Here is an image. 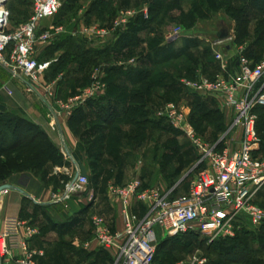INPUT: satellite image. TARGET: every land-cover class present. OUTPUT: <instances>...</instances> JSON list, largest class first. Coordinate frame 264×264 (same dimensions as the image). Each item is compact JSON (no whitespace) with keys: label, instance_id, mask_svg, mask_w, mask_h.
<instances>
[{"label":"built area","instance_id":"2783aa9c","mask_svg":"<svg viewBox=\"0 0 264 264\" xmlns=\"http://www.w3.org/2000/svg\"><path fill=\"white\" fill-rule=\"evenodd\" d=\"M3 1L0 0V14L3 13L0 16V66L9 70L14 78L25 81L27 91L33 93L55 62L41 58L36 49L39 44H50L64 31L62 26L45 24L58 14L63 0H29L32 15L14 30L7 29L9 13L6 5L9 0L6 4ZM143 14L147 19L148 9L143 10ZM136 15L134 10L120 12L113 31L127 29ZM94 30L86 32L114 36L107 30ZM182 35L181 27H176L165 35V39L167 43L177 42ZM234 41L235 36L229 33L227 38H217L212 43L218 64L214 75L182 79V84L189 91L218 97L233 110L234 118L229 130L233 142L227 140L223 149L206 145L181 103L169 102L164 106L160 114L203 151L200 171L191 181L188 193L178 198L170 197L174 189L165 191L160 186H144L140 177L124 185L111 183L108 186L110 196L122 206L123 228L112 232L104 218L95 215L92 217L94 235L86 246L94 243L112 252L113 264H154L158 231L171 236H200L210 245L221 239L236 238L243 229L244 218L255 225L264 224V209L256 203L259 192L264 188V158L257 156L261 144L257 110L264 107V60L254 63L246 54L247 44ZM231 46L235 49L234 55L227 52ZM134 62L136 60L131 59L121 64L131 66L135 65ZM106 76L103 66H97L90 85L68 98L65 104L60 102L58 110L54 109V122H59L62 111L70 114L103 95L107 89ZM61 78L59 76L53 82L43 84L44 99L51 101L56 98V85ZM64 154L73 157L68 150ZM81 192H86L92 199L89 178L79 175L67 184L62 200ZM135 202L146 205L145 213L139 215L131 211ZM38 233L35 226L19 216H7L0 228V257L18 253L16 264H41L43 252L29 244ZM208 262L197 250L174 264Z\"/></svg>","mask_w":264,"mask_h":264},{"label":"rangeland","instance_id":"374dc122","mask_svg":"<svg viewBox=\"0 0 264 264\" xmlns=\"http://www.w3.org/2000/svg\"><path fill=\"white\" fill-rule=\"evenodd\" d=\"M101 1L105 9L99 12L96 7L100 5ZM174 1L175 0H63V5L58 14L47 20L45 24L62 26L64 31L57 35L50 44H39L36 50L37 54L38 49L40 54H44L43 59L55 60V62L56 60L58 61L65 52H68L66 50L72 49L73 51H71V55L64 58L61 63L57 64V62H54L55 65H53L51 70L46 72L45 76L42 78V83L37 84V91L35 90L34 92L40 91V93L43 94V84L45 85L53 82L59 76H62L70 82V86L68 87V91L66 90V93H69V90H71L72 94H78L90 85L91 77L97 66H103L105 74L107 75L109 68L119 66L121 63H126L131 59L136 60V62H134L135 65L127 66L121 64L120 67H122L123 70L132 67L136 70L135 72L139 70H152L153 80H157L163 73L167 75L166 79L162 80L160 85H155L152 88V101L146 106L147 111L152 109L155 110L154 114H149L153 124L146 129L144 136L138 135L135 138L137 141L133 143L140 144V141L145 139V145L142 143L144 147L141 148L142 151H146L145 157H141V153L137 154V150L131 146H125L122 151H131V153H129V159L131 158L130 161L134 160V162L128 163V167H130L129 171L132 175L137 162L139 163L141 161L139 166L143 176L142 181H144L145 185L160 186L165 191L174 189L170 197L178 198L188 193L191 181L199 174V162L202 158L203 151L183 132L172 128L170 123L160 112L169 102L181 103L185 108L191 124L206 145L217 146L219 149H223L227 140L232 141V133H229V130L234 118L233 110L224 104L218 97L207 94L193 95L184 87L182 79H192L199 75L208 76L214 72L215 67L217 68V62L215 61L212 43L218 38V33L221 30L233 33L237 44L249 41L250 36L247 35L245 38L243 36L238 37V26L240 23L231 13L232 11L227 10L229 6L232 9L241 8V6L244 5L242 1L179 0L180 2L178 4L173 3ZM6 6L9 13L7 27L9 30L16 29L21 24L28 21L32 15V4L29 0H9ZM150 8L152 11H150ZM145 9L149 11V17L147 19L143 17V10ZM127 10L136 11V17L132 20L127 29L117 32L113 31L117 16L120 12ZM165 12H168L166 17L163 16ZM141 15L143 17V22H140L141 26L139 27V22L137 21H139L138 17ZM176 27H181L182 29L183 35L181 39L174 43V49H172V51L170 49L166 54L159 53L156 58L154 54L155 50L160 48V46L166 48L167 42L165 35ZM88 29H95L99 32L107 30L114 36H102L100 34H93V32L88 33L86 32ZM242 30L243 28H241L240 32ZM127 31H130L136 36L133 47H129L128 50H125L123 55L119 54L118 49L105 50L108 49L107 46L110 44H117L121 36ZM262 35V32H255L251 38L257 36L262 37ZM187 41L198 44L199 46L190 48L186 51V55L176 60L174 59L168 63H161L160 58L162 56L164 58L169 53L174 52V50L178 51L185 46ZM64 42L66 46H68L67 48L63 46ZM58 44H62L60 48L56 47ZM71 46L72 48H70ZM220 48L223 49V47ZM101 49H104L106 52L97 56H92L88 61H85L86 63L84 64L81 63V54L87 52L86 57L88 58V55H92L93 52L100 51ZM148 56L152 60V65H143L144 58L146 57L148 60ZM184 57L189 60H185ZM125 74L124 71V73L120 75L123 78ZM114 76L117 77L118 75L115 74ZM66 80L64 82H66ZM59 82L56 85V98L48 101L41 95V101L43 103L49 107L55 104L57 110L59 109L60 102L65 104L67 102L65 99L68 97L67 95H63L62 90L59 88ZM105 82L107 83V81ZM121 86L124 85L122 84ZM58 93H60L59 96ZM197 104H201V107H197ZM202 112H208V118H202L200 116ZM63 113L65 112L62 111V114ZM8 114H2L0 110V118H5ZM11 115L13 114L11 113ZM218 115H221V118H219ZM258 116L261 144L257 156L259 158H264V109L258 110ZM51 125L53 127L56 126L55 123ZM130 137L131 136H128V138ZM116 138L117 136H114L113 139L115 140ZM94 142L95 144L91 146L92 149L88 150V155L91 160L101 152L99 149L101 142L97 141V139H95ZM139 146L141 147V145ZM104 166L108 168L109 164L104 163ZM122 166V164L121 166L119 165V167ZM14 173L10 174L7 180ZM7 180L0 183V186L6 184ZM128 182L116 183L124 185ZM256 203L264 209V188L259 192ZM62 217L61 214L49 216L51 221ZM242 222L245 232L240 233V238L233 242L221 239L210 245L200 236H171L169 233L158 231L159 239L156 264H174L186 256L195 253L197 250H200L209 260L208 264H244L240 261L243 259L241 248H252L256 253L257 250H263L259 255L264 260V224L255 225L246 218H244ZM106 225L108 229L111 230L107 223ZM35 227L38 229L37 226ZM46 229L49 231L50 227ZM43 235H45V233H43ZM93 235L94 225L92 236ZM51 236L57 239L61 234H52ZM230 246L234 247L231 251L227 249ZM100 248L101 251L97 255L99 264H113V254L109 253L104 247ZM72 252L79 253L75 248H72ZM253 255H255V253H250V256ZM95 258L96 257L87 256L73 262L74 264H86Z\"/></svg>","mask_w":264,"mask_h":264},{"label":"crops","instance_id":"0c3cea01","mask_svg":"<svg viewBox=\"0 0 264 264\" xmlns=\"http://www.w3.org/2000/svg\"><path fill=\"white\" fill-rule=\"evenodd\" d=\"M239 1L243 2L244 5L241 7L250 14L248 25L250 39L245 43L248 46L251 59L254 63H258L264 60V10L254 5L252 0ZM255 32H262V37L251 38ZM227 52L234 55L235 49L231 46L227 48ZM38 55L41 58L44 57V54H40L39 49ZM216 65L218 68L217 63ZM217 68L215 67L212 75L216 73ZM62 78L60 79L62 81L59 80V88L62 90L63 95L70 98L75 94H72L71 90L66 93L70 82L65 77ZM65 80L66 82H64ZM113 81L114 89L122 84L126 85L128 89L132 88V82L127 81L124 77L115 76ZM111 94L107 85L106 92L103 95L90 100L99 101V106L95 104L89 106L87 103L90 101H88L85 105L76 108L78 110L80 108L78 114L82 113V115L88 117L86 121L72 125L71 119L75 118L76 111L74 109L70 114L63 113L59 122H54L52 112L56 109L55 104L49 107L43 103L40 91L28 92L25 81L21 78H14L9 70L0 66L1 113L5 115L10 113L8 114L10 118L19 117L37 126L40 131L46 134L59 152L57 161L53 156L45 155L42 159L44 165L36 171L30 169L14 173L7 180V184L14 185L21 191L6 190L0 195V228L7 216H19L22 219L24 218L23 220L30 225L37 226L39 233L31 239L29 244L31 248L43 252V256L40 258L41 264H74L73 261L87 256L96 258L86 264H99L97 255L101 251L100 246L94 243L89 247L86 246L87 242L93 237L92 217L95 215L103 217L113 232L120 231L123 228L122 206L110 196L108 186L111 183L128 182L136 177L143 179L139 166L141 161L137 162L132 175L129 171L130 167H128V163L134 162V160L130 161L131 158L129 159L131 151H122V149L125 146H131L137 150V154L141 153V157L144 158L146 151H142L141 148L144 147L142 143L145 145V139L140 141V144L133 143L137 141L135 138L139 134L145 135L146 129L151 124L125 123L118 118L114 123L115 129V126L113 128L108 127L106 130L103 129V132L108 134L105 145L102 150L100 149L101 152L97 154L100 156H95L91 160L88 150L92 149L91 146L95 144L94 141L97 138L92 130L93 119L96 118L97 114L105 115L107 111H110V107L112 111L117 110L124 116L130 113V111L126 112L127 106L133 104L130 98H125V100L119 98L117 92L112 91ZM59 95L60 93H58ZM67 98L65 100H68ZM154 113L155 110H153ZM139 121H143V119ZM52 123H55L56 126L53 127ZM113 135L117 136L114 141L111 140ZM128 136L131 137L128 138ZM65 150H68L73 157H67L64 154ZM130 155L134 156L133 154ZM76 157L85 166L88 178L96 176L94 183L89 180L92 199H89L86 192H81L73 193L69 199L62 200L67 191V184L75 179L78 173L79 164L75 162ZM104 163L109 164L108 168L104 166ZM121 164L123 166L119 167ZM131 211L142 215L146 211V205L135 202L131 207ZM59 214L63 216L60 219L51 221V218H49L51 215ZM49 227L50 232L46 229ZM52 234H61V236L54 239L51 236ZM72 248L77 249L79 253L72 252ZM108 252L113 254L110 251ZM17 255L18 253L1 257L0 264H16L15 258Z\"/></svg>","mask_w":264,"mask_h":264},{"label":"trees","instance_id":"16d2710c","mask_svg":"<svg viewBox=\"0 0 264 264\" xmlns=\"http://www.w3.org/2000/svg\"><path fill=\"white\" fill-rule=\"evenodd\" d=\"M159 1V0H158ZM181 1V0H180ZM178 1H174L173 3L178 4L180 2ZM228 1H236V0H228ZM253 4L256 5L258 8H260L261 10H264V0H252ZM98 4V3H97ZM158 4V2H157ZM99 5V4H98ZM156 5V4H155ZM104 4L101 1L100 5L96 7V9L101 12L103 11L104 8ZM162 7V6H161ZM228 11H232L231 13L236 17V19L239 21L240 25L238 26L239 28V34L238 37L243 36L244 38L248 35V25L250 22V14L246 12V10L244 8H235L232 9L230 8V6L227 8ZM150 11L151 8H150ZM168 12L164 13V17H166L168 14ZM144 17V16H143ZM143 17L142 15L138 17L137 22H139L138 26L140 27V22H143ZM164 20V19H163ZM241 28H243V30L240 32ZM131 30V29H130ZM259 38L261 36H258ZM239 39V38H238ZM136 41V36L134 34H132L130 31H127L126 33H124L119 42H117V44L114 45H109L107 46L108 49L105 50H117L119 54L123 55L125 50H128L129 47H133V42ZM135 43V42H134ZM174 43H167L166 48L160 46V48H158L157 50H155V56L156 58L158 57L159 53H163L166 54L167 51H172V49H174ZM235 43H237L235 41ZM62 44H58V48H60ZM63 46L65 48H67L68 46H66V43H63ZM199 46L198 44H193L190 41H187L185 46L181 49H179L178 51L171 52L168 55H166L164 58L163 56L160 58L161 63H168L170 61H173L174 59L176 60L177 58L186 55V51L189 50L190 48H194ZM106 47V48H107ZM72 48V46L70 47ZM169 49V50H168ZM104 49H101L100 51H96L93 52V54L88 55L89 57L87 58V52H84V54H81L80 57V61L82 64L86 63L85 61H88L92 56L94 55H99V54H103L105 53ZM68 51L67 53L65 52V54H63L60 59L57 62V64L61 63L63 61L64 58H66L68 55H71V51H73L72 49H68L66 50ZM249 58H251V55L249 53V49L247 50V53ZM147 57V55H146ZM146 57L143 60V65L145 64H149L152 65V60L151 58L148 56V60L146 59ZM185 58V57H184ZM185 60H189L188 58H185ZM148 61V63H147ZM55 62V63H56ZM53 65H55L54 63L52 64L51 68L53 67ZM125 71V76L124 78L127 81L132 82V88L128 89L127 86H117L115 87L116 89H114L113 85H114V81L113 78L115 77L114 75L117 74L118 77L124 73ZM136 70H134L132 67L127 68V70H123L122 67L119 66H115V67H111L108 69V74L106 76V81H107V85L109 86V93L111 94L112 91L117 92L119 95V98L124 99L127 98L131 100V102L133 101V104L130 106H127V111H130V113L125 114L124 116H122L120 114V112H118L117 110H113L110 106V111L106 112L105 115L102 114H97L96 118L93 119L94 120V125L92 127V130L94 131L93 134L97 135V141L101 142L100 144V148L102 150V148L105 145L106 139L108 137V134H105V132H103V129H108V127H114V123L116 122V120L119 118L121 122H125V123H134V124H142V123H146V124H153L151 121V117L149 116V114H153V109L150 111H147L146 106L147 104H149V102L152 99V88L155 85H160L162 80L166 79L167 75H165L164 73L162 74V76H160L157 80H153V72L152 70H139L138 72H135ZM212 76V74L210 75ZM166 86V85H164ZM190 93H192L193 95H198L197 93H193L190 91ZM112 95V94H111ZM108 96V95H107ZM106 96V98H107ZM89 106L90 105H96L99 106V101H90L87 103ZM197 107H201V104H197ZM130 107V108H128ZM260 109H264V107L262 108H258V110ZM109 110V109H108ZM258 110H257V114H258ZM80 112V108L79 110L76 109L75 111V118L71 119V124L75 125V124H79L83 121H86L88 119V117L82 115V113ZM219 113V112H217ZM3 114V113H2ZM148 114V115H147ZM200 116L202 118H208L209 114L208 112H202L200 114ZM219 118H221V115H218ZM140 119H143V121H139ZM259 121V120H258ZM172 127V126H171ZM110 128V129H112ZM116 128V126L114 127V129ZM173 128V127H172ZM258 132H259V128H258ZM141 135V134H139ZM260 135V134H259ZM112 139L114 138V135L111 137ZM114 140V139H113ZM112 140V141H113ZM260 149V148H259ZM259 152V151H257ZM58 150L57 148L53 145V143L48 139V137L46 136L45 133H43L42 131H40L38 129L37 126L33 125L32 123H29L27 121H25L22 118L19 117H8L6 116L5 118L1 117L0 118V183L4 182L7 180L8 176L12 173H16V172H21L24 170H38L40 169L44 163L42 162V159L45 157V155H50L53 156V158L55 159V161H57L58 159ZM96 156H100V155H96ZM89 180L91 182L96 180V176L95 177H91L89 178ZM143 180V179H142ZM144 186L145 185L144 181H143ZM244 228L238 233L237 237L234 239H226L227 241H235L238 238H240L241 236V232H245ZM196 236V235H195ZM234 247L230 246L229 251H231ZM242 249V253L241 255H243V259L240 260L241 262H243L244 264H264V260L263 258L259 255L260 250L254 251L252 248L251 249H246V248H241ZM250 253H255V255L250 256ZM158 255V254H157ZM156 255V257H157ZM156 257H155V261L154 264H156ZM209 263V262H208Z\"/></svg>","mask_w":264,"mask_h":264},{"label":"water","instance_id":"95a60500","mask_svg":"<svg viewBox=\"0 0 264 264\" xmlns=\"http://www.w3.org/2000/svg\"><path fill=\"white\" fill-rule=\"evenodd\" d=\"M6 0L3 1V4H6ZM0 16H3V13L0 14ZM228 31H225V30H221L219 33H218V38L219 39H225L228 37ZM3 109V107H1ZM79 164V171L75 177V179L78 178V176H82V177H88V173H87V170L85 168V166L82 164V162L76 157L75 158ZM6 190H18V191H21L18 187L14 186V185H11V184H2L0 186V193L1 192H4ZM0 261H1V257H0Z\"/></svg>","mask_w":264,"mask_h":264},{"label":"bare ground","instance_id":"6f19581e","mask_svg":"<svg viewBox=\"0 0 264 264\" xmlns=\"http://www.w3.org/2000/svg\"><path fill=\"white\" fill-rule=\"evenodd\" d=\"M2 9L0 8V11H1Z\"/></svg>","mask_w":264,"mask_h":264}]
</instances>
